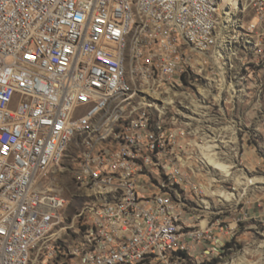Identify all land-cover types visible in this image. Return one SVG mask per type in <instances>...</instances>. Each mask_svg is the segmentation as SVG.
<instances>
[{"label": "built area", "instance_id": "2783aa9c", "mask_svg": "<svg viewBox=\"0 0 264 264\" xmlns=\"http://www.w3.org/2000/svg\"><path fill=\"white\" fill-rule=\"evenodd\" d=\"M221 1L0 0V264L246 257L253 216L206 156L235 172L264 0Z\"/></svg>", "mask_w": 264, "mask_h": 264}, {"label": "rangeland", "instance_id": "374dc122", "mask_svg": "<svg viewBox=\"0 0 264 264\" xmlns=\"http://www.w3.org/2000/svg\"><path fill=\"white\" fill-rule=\"evenodd\" d=\"M240 18L244 22L253 20V11L245 10ZM236 62L238 69L242 68L241 71L251 75L254 81L253 88L242 93V102L233 111L240 118L236 124L239 133V149L237 157H235L237 162V166L233 169L235 172L230 171L233 168L229 166L231 163L225 162H223L224 165L220 163L221 166L218 164L225 171L217 170L223 177L228 178L234 174L242 173L249 186L248 190L244 191V187L237 186L236 182L230 183L222 178L223 180L220 179V181L223 182L217 184V188L221 185L227 189L234 185L238 193L235 194L236 200L243 198L242 202L246 204L249 208L248 211L253 216L252 220L238 228L237 252H246V257L241 256V260L247 263L264 264V56L254 54L238 57ZM59 184L63 187L65 197L69 201L66 211L71 214L76 207L81 205L82 199L73 196L75 191L68 173L60 178ZM223 193L229 196L226 191ZM235 262V264L238 263L237 260Z\"/></svg>", "mask_w": 264, "mask_h": 264}, {"label": "bare ground", "instance_id": "6f19581e", "mask_svg": "<svg viewBox=\"0 0 264 264\" xmlns=\"http://www.w3.org/2000/svg\"><path fill=\"white\" fill-rule=\"evenodd\" d=\"M234 6H235V8L239 7V5L237 4V0H222L220 2V10H223L225 7H227L228 10H233ZM206 158L209 160V162L214 166V168L216 170L217 169H221L223 172L225 171V169L223 167H220L221 166L220 163L224 165V163L222 161L213 159V158H211L209 156H206ZM230 179L234 180V182H236L238 186L244 187V191L248 190L249 184L247 182L246 177L242 173L239 174V175L238 174H234V175L231 176ZM223 191H225V190L221 189V190L217 191L218 196H220L222 198L223 202H230L232 198L236 199L235 194H232V193H229V192L226 191L229 194V196H227V195H225L223 193ZM236 260L238 262L237 264H254V263H247L244 260L242 261L241 260V256L239 258H237ZM236 260H234V262Z\"/></svg>", "mask_w": 264, "mask_h": 264}]
</instances>
